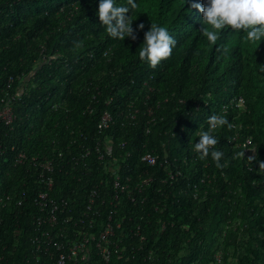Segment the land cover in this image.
<instances>
[{"label":"trees","instance_id":"trees-1","mask_svg":"<svg viewBox=\"0 0 264 264\" xmlns=\"http://www.w3.org/2000/svg\"><path fill=\"white\" fill-rule=\"evenodd\" d=\"M115 2L128 7L127 0ZM99 3L0 0V97L9 76L13 90L19 87L34 59L55 56L62 62L14 102L11 126L0 122V185L6 191L30 190L22 206L2 212L0 264L33 263L30 198L40 187L33 181L26 187L27 175L11 164L10 147L40 159L62 152L64 167L54 174L53 197L66 199L78 213L89 190L99 189L105 212L113 179L92 152L97 143L105 163L117 162L112 168L129 189L119 193L112 215L120 224L112 238L118 252L108 263L93 253L85 264L216 263L208 243L218 231L229 234L236 248L241 233L264 235V171L248 160L255 155L264 161V41L246 43L243 31L225 28L210 44L202 36V15L192 8L205 0H136L138 7L127 15L137 39H113L99 21ZM141 23L145 27L138 30ZM151 23L176 40L171 56L156 68L139 59ZM238 96L245 101L243 110L229 104ZM105 112L111 121L98 128ZM212 114L233 124L213 132L219 141L215 150L224 153L222 169L210 155L200 160L193 150ZM247 138L255 153L238 157ZM86 149L91 153L83 158ZM145 153L157 156L154 166L141 161ZM245 251L236 264L260 257L251 239Z\"/></svg>","mask_w":264,"mask_h":264},{"label":"built area","instance_id":"built-area-1","mask_svg":"<svg viewBox=\"0 0 264 264\" xmlns=\"http://www.w3.org/2000/svg\"><path fill=\"white\" fill-rule=\"evenodd\" d=\"M13 83L14 77L9 76L1 90L0 122L6 126H11L15 119L13 104L22 94L18 91L19 87L13 90ZM229 104L240 110L245 109V101L241 96L232 99ZM223 109L226 111V105L223 106ZM110 121V115L105 112L98 128L107 127ZM251 143V139L247 138L241 144L242 151L245 152L246 156L253 154L251 150L254 149L251 148ZM10 150L13 152L11 156L13 167L21 166L24 168L28 181H26V187H29L30 181L40 186L32 189L33 195L30 198L34 207L30 214L33 230V235L30 238L33 245L32 264H85L91 260L93 253L108 263L112 255L118 252V246L114 244L112 238L115 235V230L120 228V224L113 222L112 215L115 213L114 209L119 205V193H124L129 189L128 184L123 183L120 175L112 168V165L117 162L108 161L105 163L104 154L99 143H97L92 152L98 160V165H102L106 174L112 176L114 195L108 202L109 208L103 212L102 207L106 205V198L103 194H99V189H91L87 193L84 206L77 213L72 209L73 207H70L66 199L54 198L52 195L55 185L54 174L56 170L60 172L64 167V164L60 163L63 156L62 152H58L57 155L49 158L40 159L28 156L26 152L14 145L10 147ZM90 153L91 150L86 149L84 155L81 156L83 158L88 157ZM107 153H110L109 147H107ZM74 158L75 156L72 160ZM141 161L148 166H154L157 162V156L152 153H145L141 157ZM73 165L78 166L79 163L76 161ZM82 166L87 168L89 164L82 163ZM150 180V178L145 179L142 184L147 185ZM140 187L141 184H137L135 189L140 191ZM15 189L6 191L0 185V225L3 222L2 212L4 210L11 206H22L28 200L29 188L20 191ZM43 256L47 257L48 261H43ZM2 259L0 257V260ZM220 260V258H216L217 262Z\"/></svg>","mask_w":264,"mask_h":264},{"label":"clouds","instance_id":"clouds-1","mask_svg":"<svg viewBox=\"0 0 264 264\" xmlns=\"http://www.w3.org/2000/svg\"><path fill=\"white\" fill-rule=\"evenodd\" d=\"M127 4L128 7L117 6L115 0H100L97 15L111 38L124 40L128 37L135 41L137 37L132 27L133 21L127 14L138 5L136 0H127ZM192 8L202 15V36L206 37L210 44L216 43L217 33L225 28L243 31L246 34V43L264 41V0H205L203 5L193 3ZM144 27L141 23L138 30H143ZM175 46L176 40L165 27L151 23L150 30L144 35V43L139 48V59L147 62L151 68H156L161 61L171 56ZM206 123L208 130L198 132L199 140L194 144L193 150L199 154L200 160H205L210 155L216 167L222 169L226 166L220 163L224 153L215 150L219 141L213 132L224 126L231 129L233 124L218 114H212ZM251 151L255 153L254 150ZM236 155L244 157L245 152H238ZM248 160L258 163L259 170L264 171V161L257 160L255 155Z\"/></svg>","mask_w":264,"mask_h":264},{"label":"rangeland","instance_id":"rangeland-1","mask_svg":"<svg viewBox=\"0 0 264 264\" xmlns=\"http://www.w3.org/2000/svg\"><path fill=\"white\" fill-rule=\"evenodd\" d=\"M60 56V55H59ZM56 57H38L33 60L31 65L27 68L28 70L26 73L22 75L20 78L19 89L18 91L24 93L26 90L36 87L39 83H43L42 76L45 74L46 71H51L52 67H60L61 61L55 59ZM46 68L42 72L44 65ZM58 76L54 78V80H58ZM238 209L243 208L242 203H237ZM240 237V244L241 247L236 248L234 244V239L229 234H224V232H217L213 239L209 241L208 248L210 247V254L211 251L215 252V259L218 257L220 258V262L213 264H236V258L239 256L242 257L243 253H245V246L246 242L251 239L252 247L260 249V257L256 260L253 264H264V247H262V240L264 235L259 232H255L250 237L247 232L239 234ZM212 252V254H213ZM224 257L227 258V262H224Z\"/></svg>","mask_w":264,"mask_h":264},{"label":"water","instance_id":"water-1","mask_svg":"<svg viewBox=\"0 0 264 264\" xmlns=\"http://www.w3.org/2000/svg\"><path fill=\"white\" fill-rule=\"evenodd\" d=\"M249 155H251V153H249Z\"/></svg>","mask_w":264,"mask_h":264}]
</instances>
